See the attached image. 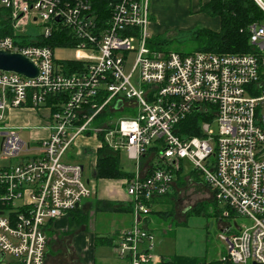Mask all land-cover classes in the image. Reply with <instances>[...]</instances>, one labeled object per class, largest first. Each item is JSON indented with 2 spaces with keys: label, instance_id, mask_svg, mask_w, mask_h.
<instances>
[{
  "label": "built area",
  "instance_id": "built-area-1",
  "mask_svg": "<svg viewBox=\"0 0 264 264\" xmlns=\"http://www.w3.org/2000/svg\"><path fill=\"white\" fill-rule=\"evenodd\" d=\"M253 1L264 12V0ZM0 8L13 31L0 38V52L21 55L38 71L27 78L0 70V161L9 162L0 166V264H45L52 223L92 196L83 166L64 161L81 137L95 138L96 151L124 152L135 167L124 180L132 223L113 246L118 258L155 264L144 224L187 159L225 207L221 218L249 221L234 223L236 231L224 224L221 260L264 264L262 23L248 26L250 54H181L150 47L149 0H0ZM59 31H68L71 61L82 65L68 75L56 67L50 47L27 44ZM43 107L50 110V135L31 149L7 114ZM105 110L133 115L106 119ZM194 112L211 117L200 125L201 137H178L175 126ZM158 141L152 156L164 167L141 169Z\"/></svg>",
  "mask_w": 264,
  "mask_h": 264
},
{
  "label": "rangeland",
  "instance_id": "rangeland-1",
  "mask_svg": "<svg viewBox=\"0 0 264 264\" xmlns=\"http://www.w3.org/2000/svg\"><path fill=\"white\" fill-rule=\"evenodd\" d=\"M206 0H149L150 8V25L148 31L152 36H160L165 40V48L169 51L180 53H192L195 46L191 43V34L196 29L208 28L214 29L218 26L215 18H210L200 12V7ZM264 26V21L262 22ZM41 29H35L28 34H39ZM33 41V40H32ZM54 57L56 60H73V48H59L55 50ZM131 65V61L128 62ZM133 115L132 112H118L117 118ZM206 122V121H205ZM204 123V122H202ZM201 123V125H202ZM211 130H217V124L211 125ZM20 139L25 144H30L31 149L35 148V143L31 141L28 133L19 134ZM95 138L81 137L65 155V162L79 164L84 167L83 181L90 182L93 188V194L84 203L92 206L90 210L89 221L86 226L78 229L72 228L68 231L66 228H55L54 234L49 235L47 248L45 252V264H82L83 256L92 254L96 264H124L119 261L113 250L112 245H92V250L87 252L78 250L74 245L77 235L92 233L95 237L113 236L119 229H125L130 222L129 215H120L112 213H95L94 205L96 202V182L95 178V158L96 148L99 142H93ZM88 141V142H87ZM1 148V137H0ZM1 153V152H0ZM155 163L163 168L165 163L158 157H155ZM17 160H11L14 164ZM9 162L0 161V166H6ZM120 168L128 173H134L135 167L130 162L124 152L119 155ZM181 171L179 176L173 173V180L176 182V189H171L164 199L165 204L154 208L151 215L153 225V238L149 244L152 245L151 255L168 259L175 255L199 256L207 261L220 260L221 255H225L226 246L220 239L223 234L219 227V221L224 224L229 223L231 229L236 231L234 223L237 226L248 225L249 221L244 218L230 217V219H221L225 207L222 204L213 206L210 193L196 181L197 172L189 160L185 159L180 162ZM196 171V172H195ZM188 176L189 178H184ZM121 181V182H120ZM110 191L117 193L118 197H124L126 194L123 189L122 180L115 181ZM121 183V184H120ZM83 205V204H82ZM201 205V206H200ZM200 206V213L193 210ZM82 207V206H81ZM199 207V208H200ZM85 212V211H84ZM162 212L161 214H159ZM67 223V221H65ZM185 225V226H184ZM67 226V225H66ZM74 239L72 249L67 248V241ZM88 238V237H87ZM88 241V240H86ZM84 248L88 249L87 246ZM104 260V261H103Z\"/></svg>",
  "mask_w": 264,
  "mask_h": 264
},
{
  "label": "trees",
  "instance_id": "trees-1",
  "mask_svg": "<svg viewBox=\"0 0 264 264\" xmlns=\"http://www.w3.org/2000/svg\"><path fill=\"white\" fill-rule=\"evenodd\" d=\"M105 1V0H103ZM97 9V8H96ZM99 9V8H98ZM200 12L204 13L210 18L218 20V30H212L208 28H200L193 31L191 34V43L195 46V52H212L216 54H229V55H245L250 54L253 51L252 46L249 44V34L247 32L248 26L254 23H262L264 21V12L254 3L253 0H207L200 7ZM7 12L0 8V38L12 37L13 31L10 22L4 19ZM70 36L68 31H59L52 38L43 40L38 38L35 42H28L29 45L35 46H48L53 51V59L56 67L60 69L63 74H71L79 71L82 65L78 62L63 59L56 60L54 57L55 50L59 48H70ZM168 42L163 40L160 36H153L150 41V47L163 52H170L165 48ZM173 52V51H172ZM180 53V52H176ZM181 53V54H192ZM51 103V101H50ZM107 118L116 117V113H111L108 110L104 111V115ZM211 117L203 116L197 112L190 114L186 119L181 121L175 126V133L180 138L187 137H201L200 125L202 122L210 121ZM158 143L157 146L152 147L148 154L154 153L158 155ZM120 153H111L108 149L102 148L96 151L95 160V178L97 180H127L132 177V173L123 171L119 164ZM155 156V157H156ZM157 164V163H156ZM158 168L159 164H157ZM181 168L176 171L179 174ZM196 172V171H195ZM196 181L208 185L203 178L197 173ZM201 206V205H200ZM197 206L191 210L193 212L200 213L201 207ZM200 207V208H199ZM101 211L112 212L113 204L109 202H103L99 207ZM127 211H131L128 207ZM67 229H78L82 226H86L88 223V216L86 212L81 209H75L70 212L66 218ZM52 223L51 226H53ZM52 228V227H51ZM52 233V232H51ZM50 233V234H51ZM49 234V235H50ZM112 239L97 237L96 243L98 245H112ZM223 257V256H222ZM164 264H230L223 260L207 261L204 258L198 257H186L175 255L168 259Z\"/></svg>",
  "mask_w": 264,
  "mask_h": 264
},
{
  "label": "crops",
  "instance_id": "crops-1",
  "mask_svg": "<svg viewBox=\"0 0 264 264\" xmlns=\"http://www.w3.org/2000/svg\"><path fill=\"white\" fill-rule=\"evenodd\" d=\"M217 23H218V20H217ZM218 28H219V25L216 28H214V29L211 28V29L212 30H218ZM49 114H50V110L47 107H43L39 110H34V109H30V108L12 109L7 114V123L11 128L17 130L18 134H21L24 132L28 133L29 136L31 137V141L36 144L40 140L45 139L50 135ZM93 142L97 143V140H93ZM95 154H96V152H95ZM95 160H96V158H95ZM140 163H141V169H143V170H147V168H153L154 165H156L155 160L152 156V153L144 155L141 158ZM94 166H95V163H94ZM180 166H182V164H180ZM173 173L176 174V172H173ZM176 176H179V174H176ZM184 178H189V177L185 176ZM115 181H118V180H98L96 182V189H95V191H96V195H95L96 202L94 205L95 213H112V214H120V215H129L130 216V222L127 225L128 227H126L125 229H119L115 234H113L112 237L111 236H108V237L102 236L104 238H110L113 240L111 243L112 247L119 241L121 234L130 228L131 223H132V207H131V203L128 201L127 196L125 195L124 197H118L117 193H114V191H110V189H112L114 185H117L115 183ZM89 184H90V182H89ZM122 184H123V189L125 192L124 180H122ZM200 184L204 189H206L210 193V195L212 197L211 199L213 201V206L214 205L217 206V204H219V203L215 200L213 192L208 187H206L204 184H202V183H200ZM176 186H177V184L173 180V185H172L171 189H174V188L176 189ZM171 189H170V191H171ZM92 190H93V188H92ZM169 192L166 194V196H163L161 198H156L152 203V205H153L152 211H151L150 215L147 217L146 222L144 224V228H146L151 233V235H153V230L151 229V226L153 225L151 215H152L154 208L156 206L160 207L163 204H165L164 199L167 197ZM86 200H84V201H86ZM103 202L112 203L114 211H112V212L101 211V209H99V207L101 206V204ZM128 207L131 208L130 212L127 211ZM78 208L81 209L83 212L85 211L88 214V216L90 217V215H91L90 210H92L91 204L84 203L82 201ZM161 213L162 212H160L159 214H161ZM89 217H88V221H89ZM221 219H223V218H221ZM66 225H67V223L65 222L64 219L55 221L53 226H51L52 228L47 232V236L49 237V234L51 232H52L51 234H54L55 228H58V229L62 228L63 229V228L67 227ZM218 227H219L220 231L222 232V229L224 227V223L221 220L219 221ZM68 231H70V230H68ZM86 233H88V232L86 231L85 233L77 235L75 238V242H74V239L70 238V240L67 241L66 247L71 250L72 249V243L74 242V244H75L74 246L76 248H78V250H80L79 252L84 251V252H87V254H88V251L92 250V245L93 244L96 245V238L97 237L93 236L92 233H89V235H86ZM86 240H88V241H86ZM85 246H87L88 249L84 248ZM101 246H104V245H101ZM47 247L48 246H46V248ZM152 256H153V260H154L155 264H164L169 259V258L163 259L162 257H158V256H154V255H152ZM179 256L201 258L199 256H192V255L190 256L189 254H187V255L179 254ZM222 256H223V253H222L221 257ZM81 258H82V264H96V260H95L94 256L92 257V254L89 255V258H88V255L83 256ZM117 259L119 261H123L124 264H128L127 261H125V260H122L120 258H117ZM45 261H46V256H45Z\"/></svg>",
  "mask_w": 264,
  "mask_h": 264
},
{
  "label": "water",
  "instance_id": "water-1",
  "mask_svg": "<svg viewBox=\"0 0 264 264\" xmlns=\"http://www.w3.org/2000/svg\"><path fill=\"white\" fill-rule=\"evenodd\" d=\"M0 70L14 72L27 78H34L38 73L37 68L28 59L18 54L5 52H0Z\"/></svg>",
  "mask_w": 264,
  "mask_h": 264
}]
</instances>
